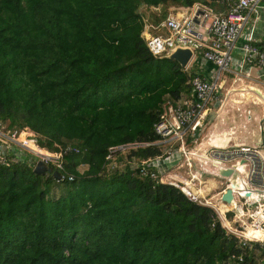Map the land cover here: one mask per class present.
I'll use <instances>...</instances> for the list:
<instances>
[{
	"label": "trees",
	"instance_id": "16d2710c",
	"mask_svg": "<svg viewBox=\"0 0 264 264\" xmlns=\"http://www.w3.org/2000/svg\"><path fill=\"white\" fill-rule=\"evenodd\" d=\"M197 1L209 4L0 0V120L63 159L44 175L0 163V264H264V240L242 243L211 207L142 174L167 144L117 151L123 165L109 168V147L159 140L163 105L200 76L155 56L142 35Z\"/></svg>",
	"mask_w": 264,
	"mask_h": 264
},
{
	"label": "built area",
	"instance_id": "2783aa9c",
	"mask_svg": "<svg viewBox=\"0 0 264 264\" xmlns=\"http://www.w3.org/2000/svg\"><path fill=\"white\" fill-rule=\"evenodd\" d=\"M216 1L224 7L219 13L209 4L197 1L188 7H171L165 10L164 18L157 24L147 22L142 35L155 56H165L178 46L187 47L193 51L191 61L198 54L213 64L214 73L210 77L192 78L189 82L191 96L183 94L178 100L167 99L153 126L159 137L157 142L111 146L107 159L111 160L109 168H113L117 165L114 160L117 151H128L154 143L167 144L161 156L138 164L142 174L173 184L191 201L211 207L226 231L238 237L242 243L262 241L264 239L261 237H250L248 230L262 232L264 229V116L259 120L261 143L258 146H212L202 153L189 149L187 144L188 136L195 142L211 102L217 99L221 73L230 70L235 50L241 52L237 63L240 70L258 66L263 71L264 80V41L255 40L253 30L243 38V30L252 15L257 13L261 0ZM251 25L253 29L254 23ZM189 65L190 63L186 68ZM173 141L179 142L176 149L169 145ZM66 150L76 151L75 148ZM175 153L181 160L176 161L174 166L179 169L185 165L188 177L179 178L176 174H167L168 170L165 171L160 166L169 165L168 159ZM38 161L61 168L63 159L61 154L41 149L25 130L9 128L0 120V163L27 162L34 168ZM196 163L198 169H194ZM207 164L217 169L216 176L227 180L217 201L199 190L204 180L201 179L202 174L197 173L198 170L212 173L204 167ZM228 169L231 170L229 176L220 173ZM60 178L63 179L64 176L60 175ZM73 178L72 175H67L68 180ZM194 185L198 188L195 189ZM227 188L232 192L230 203L222 200V194ZM235 195L239 197V201L235 199ZM249 204L253 207H248ZM229 213L232 214L231 219L228 217ZM232 223L238 226H232Z\"/></svg>",
	"mask_w": 264,
	"mask_h": 264
},
{
	"label": "crops",
	"instance_id": "0c3cea01",
	"mask_svg": "<svg viewBox=\"0 0 264 264\" xmlns=\"http://www.w3.org/2000/svg\"><path fill=\"white\" fill-rule=\"evenodd\" d=\"M209 4L212 5L215 12L223 11L224 7L216 0H210ZM145 13V12H143ZM148 17L151 15L145 14ZM146 16V17H147ZM252 23H254L252 29ZM157 24V23H153ZM249 25V26H248ZM253 30L255 40L264 41V0L260 1V5L257 9V13L252 15L251 20L243 30V38L247 36L250 31ZM241 58L240 50H235L234 60L230 65V70L225 72V76L221 78L220 88L217 91V99H214L209 109L206 112V116L203 120V125L198 132L197 137L201 135L200 141L195 142L192 146H188L189 149L197 150L199 152H206L210 147H229V146H258L261 143V133L259 120L264 116V80L263 71L258 66H252L251 68L244 67L240 70L238 61ZM189 66H193L198 70L199 75L203 77H210L214 73V66L211 62L207 61L203 57L196 54L195 60L190 62ZM221 91V92H220ZM188 96L192 95V92H184ZM260 105L262 106V113L260 119L257 120L258 134L253 132L247 124L250 122V111H246L248 105ZM248 114V118L244 120V123L239 124L234 116L230 117L231 113ZM204 134V135H203ZM250 140L251 144H248ZM233 142V143H232ZM170 160V161H169ZM180 161L178 154L175 153L168 159L169 165H160L165 171L172 170L168 174L177 175L179 178L188 177V171L186 167L182 171L177 170L174 165L176 161ZM204 167L212 173H204L199 171L197 173L202 174L201 179L204 180V184L200 187V192L207 197H211L213 201H217L220 191L224 187V183L220 188H217L218 184L215 181H211L208 177L203 178L204 174L216 176V168H213L210 164L204 165ZM198 169V163L194 169ZM218 177V176H216ZM221 178V177H219ZM195 189L198 188L194 185ZM226 207V206H225ZM264 232V229L262 233ZM264 237V236H263ZM261 237V239H264Z\"/></svg>",
	"mask_w": 264,
	"mask_h": 264
},
{
	"label": "rangeland",
	"instance_id": "374dc122",
	"mask_svg": "<svg viewBox=\"0 0 264 264\" xmlns=\"http://www.w3.org/2000/svg\"><path fill=\"white\" fill-rule=\"evenodd\" d=\"M210 1V0H209ZM141 12H145L144 13V15L145 14H149V13H151L152 11H151V9H145V8H143L142 10H141ZM147 15H145V18L146 19H148L149 17L147 16ZM164 17H162V19H163ZM152 23L154 22V21H151ZM196 55V54H195ZM193 60H195V58L193 59ZM223 76H225V72H223V73H221V78L223 77ZM220 88V87H219ZM221 92V91H220ZM246 111H250V122L247 124V127H249L251 130H253V132L255 133V136H256V133L258 134V131H257V120L258 119H260V116H261V113H262V106H260V105H258V106H256V105H252V104H250L249 103V105H248V107H246V109H245ZM231 116H234V118L237 120V122L239 123V124H242V123H244V120L246 119V118H248V114H244V113H241V115L239 116V114L238 113H235V112H233V113H231L230 114V117ZM204 135V134H203ZM199 137H201V135L199 136ZM248 144H251L250 143V140H248ZM178 141H173V142H171V143H169V145H171L172 146V148H174V149H176L177 147H178ZM233 143V142H232ZM123 165V163L122 162H117V166H119V167H121ZM183 167H185V165H183L181 168H179V169H177V170H180V171H182V169H183ZM85 168V166H80V170H83ZM197 169V168H196ZM192 170H194V169H192ZM170 171H172V170H168V172L170 173ZM186 171H187V168H186ZM168 174V173H167ZM164 177V176H163ZM209 178L211 181H215L216 182V184H218V186H217V188H220L221 187V185L219 186V184L222 182V184L223 183H225L227 180H226V178H219V177H216V176H213V175H207V174H204L203 175V178ZM235 199L236 200H240L239 199V197L237 196V195H235ZM248 207H253V205L252 204H249L248 205ZM230 216V215H229ZM228 216V217H229ZM232 226H235V224L234 223H232Z\"/></svg>",
	"mask_w": 264,
	"mask_h": 264
},
{
	"label": "water",
	"instance_id": "95a60500",
	"mask_svg": "<svg viewBox=\"0 0 264 264\" xmlns=\"http://www.w3.org/2000/svg\"><path fill=\"white\" fill-rule=\"evenodd\" d=\"M192 56H193V51L190 48L178 46L174 50H172L169 54L165 55L164 57L175 60L176 62L179 63V65L182 68L185 69L190 63ZM51 171L52 169L42 161H38L33 168V172L38 175H44L46 173H50ZM220 173L222 175L229 176V174L231 173V170L229 169L223 170ZM52 174L56 179H60L59 172L53 171ZM222 200H224L226 203L231 202L232 192L230 188H227L226 191L222 194Z\"/></svg>",
	"mask_w": 264,
	"mask_h": 264
},
{
	"label": "bare ground",
	"instance_id": "6f19581e",
	"mask_svg": "<svg viewBox=\"0 0 264 264\" xmlns=\"http://www.w3.org/2000/svg\"><path fill=\"white\" fill-rule=\"evenodd\" d=\"M248 233H249L250 237H253V238H260V237L264 236V232L262 233L261 231H257V230H253V229H249Z\"/></svg>",
	"mask_w": 264,
	"mask_h": 264
},
{
	"label": "clouds",
	"instance_id": "9594fccd",
	"mask_svg": "<svg viewBox=\"0 0 264 264\" xmlns=\"http://www.w3.org/2000/svg\"><path fill=\"white\" fill-rule=\"evenodd\" d=\"M202 2V1H201ZM203 3H205V2H203ZM206 4H208V3H206ZM210 5V4H209ZM210 6H212V5H210Z\"/></svg>",
	"mask_w": 264,
	"mask_h": 264
}]
</instances>
